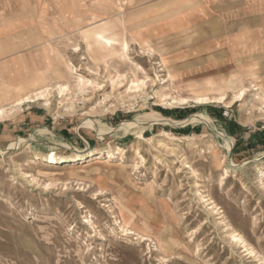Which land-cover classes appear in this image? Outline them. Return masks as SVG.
I'll return each mask as SVG.
<instances>
[{"label": "rangeland", "instance_id": "rangeland-1", "mask_svg": "<svg viewBox=\"0 0 264 264\" xmlns=\"http://www.w3.org/2000/svg\"><path fill=\"white\" fill-rule=\"evenodd\" d=\"M69 1L62 23L66 0H0V28L39 16L37 51L0 58V264H264V52L208 48L216 21L164 30L197 0L128 24L126 0ZM100 21L127 52L87 46ZM152 111L174 122L124 128Z\"/></svg>", "mask_w": 264, "mask_h": 264}, {"label": "crops", "instance_id": "crops-1", "mask_svg": "<svg viewBox=\"0 0 264 264\" xmlns=\"http://www.w3.org/2000/svg\"><path fill=\"white\" fill-rule=\"evenodd\" d=\"M164 3L176 4L178 0H162ZM203 0L194 1L198 4L205 5V8L202 10H192L187 12L184 20H176L177 23L174 24V27H168L167 24L164 27L168 29H176L178 27L184 26L186 22L192 21H211L220 23V30L215 29L212 31L213 37L207 40V47H213L219 49L222 47L234 48L241 41L244 46L243 51L245 52H264V0H220L222 3V9L219 12L210 11V5L213 3L212 0ZM160 2L154 3L151 0H126L127 13H126V22L127 24L130 21V14L132 16L134 13H142L149 11L153 6H160ZM136 5V7H135ZM200 5V6H201ZM140 9V10H139ZM70 1L61 2V13L56 19L61 20V22L73 21L70 16ZM173 16L168 20L172 21L177 18H181L185 11H182L181 8H174ZM63 16V17H62ZM12 25L4 26L0 28V53L3 54L0 57L3 60L9 59L10 54L16 55L21 54V52H35L33 47H37V40L34 44L30 43V47L33 49H27L22 46V37L29 36L30 41L36 39L38 36V25H39V16L38 9L36 4L33 5L29 3L24 12H22L18 4L14 5L12 13ZM42 17V16H41ZM44 18H42L43 20ZM129 19V20H128ZM77 20V19H76ZM167 21V22H168ZM237 22V23H233ZM43 28V27H42ZM162 28L158 29V32ZM44 33L47 29L43 28ZM141 37L148 36V33H139ZM137 35V36H138ZM208 36V34H207ZM27 47V46H26ZM17 60V57H12L8 61ZM20 111L24 113V110L31 109L33 105L27 104L24 102ZM40 114L35 112L26 113L25 118L29 119L30 123L39 121ZM21 129L18 124V128Z\"/></svg>", "mask_w": 264, "mask_h": 264}, {"label": "bare ground", "instance_id": "bare-ground-1", "mask_svg": "<svg viewBox=\"0 0 264 264\" xmlns=\"http://www.w3.org/2000/svg\"><path fill=\"white\" fill-rule=\"evenodd\" d=\"M200 5L201 4H198V3H196V4L191 3V5L185 7L186 8L185 14L187 15L188 14L187 11H190V9H192L193 11L194 10H202V8H204V6L203 5L200 6ZM90 16H92V14ZM97 18H98V16H96V15L93 16V19H97ZM112 28H113V24L111 22L100 21L98 23H95V24H93L92 28L84 30L83 40L89 48H91L92 45L97 46L99 49H101V51L105 52L106 57H109V58H111L112 56H115L119 51L122 53L127 52L128 51L127 42L121 41L122 35L120 33H118L117 31H114ZM80 81L82 82V79ZM86 83H88V81H86ZM139 83H141V82H139ZM244 95L245 94H238L237 101L240 99L241 96H244ZM199 101L203 102L204 99L200 98ZM144 117L141 120H138V121L134 120L133 122L127 123V125L124 126V128H126V129H127V127L132 128L135 124H138L139 126H141L143 128V126H150L152 124H165V123L174 122V121H171L167 118H164L163 116H161L159 113H157L155 111H152V114H147ZM163 135L168 137L172 141L178 140V138L175 136L170 137L168 132L164 131ZM100 152H101V150L97 154H99ZM107 153L110 154L109 152H107ZM47 159H49V161H47ZM47 159L45 161L52 164L55 162V160L59 159V157H57L55 155V153L51 152L50 154H48ZM68 159H69L68 157H65V159L62 158L61 162L62 163L63 162H71ZM126 226H128V225H126Z\"/></svg>", "mask_w": 264, "mask_h": 264}, {"label": "trees", "instance_id": "trees-1", "mask_svg": "<svg viewBox=\"0 0 264 264\" xmlns=\"http://www.w3.org/2000/svg\"><path fill=\"white\" fill-rule=\"evenodd\" d=\"M258 138V143L264 146V131L255 135Z\"/></svg>", "mask_w": 264, "mask_h": 264}, {"label": "built area", "instance_id": "built-area-1", "mask_svg": "<svg viewBox=\"0 0 264 264\" xmlns=\"http://www.w3.org/2000/svg\"><path fill=\"white\" fill-rule=\"evenodd\" d=\"M223 115H224V116H227V115H228V112L225 110V111L223 112Z\"/></svg>", "mask_w": 264, "mask_h": 264}]
</instances>
